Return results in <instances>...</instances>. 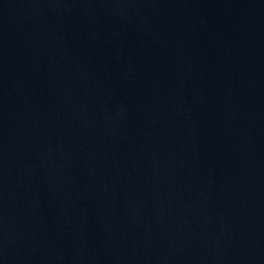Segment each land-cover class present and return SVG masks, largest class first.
Returning a JSON list of instances; mask_svg holds the SVG:
<instances>
[{
	"label": "water",
	"instance_id": "obj_1",
	"mask_svg": "<svg viewBox=\"0 0 264 264\" xmlns=\"http://www.w3.org/2000/svg\"><path fill=\"white\" fill-rule=\"evenodd\" d=\"M0 264H264V0H0Z\"/></svg>",
	"mask_w": 264,
	"mask_h": 264
}]
</instances>
